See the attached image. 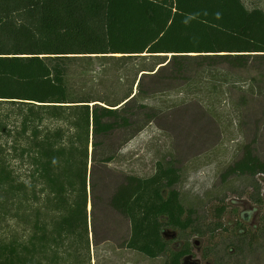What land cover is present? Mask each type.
I'll return each mask as SVG.
<instances>
[{"label": "trees", "instance_id": "16d2710c", "mask_svg": "<svg viewBox=\"0 0 264 264\" xmlns=\"http://www.w3.org/2000/svg\"><path fill=\"white\" fill-rule=\"evenodd\" d=\"M112 55L164 61L115 104L71 91L72 61ZM251 59L264 63V11L243 0H0V137L12 139L9 151L0 142V264H91L88 207L116 159L105 140L153 123L138 100L157 93L145 81L246 70ZM260 174L264 160L246 149L222 178ZM113 176L107 205L130 222L127 249L155 260L169 251L165 227L193 228L173 166Z\"/></svg>", "mask_w": 264, "mask_h": 264}, {"label": "rangeland", "instance_id": "374dc122", "mask_svg": "<svg viewBox=\"0 0 264 264\" xmlns=\"http://www.w3.org/2000/svg\"><path fill=\"white\" fill-rule=\"evenodd\" d=\"M243 2L248 10L264 11V0ZM92 57L71 62V91L112 104L133 90L142 68L151 70L164 61L123 59L121 55ZM143 89L157 91L138 98L154 110L153 123L140 133L132 128L105 140L108 155L116 159L108 165L109 173L100 172L109 179V187L97 190L93 212L91 202L88 207L91 264H167L173 251L188 245L205 264H264V175L222 178L244 158L246 149L264 160V63L251 59L246 70L223 65L191 80L163 78L158 82L150 78ZM137 91L135 86L134 93ZM0 142L9 151L11 137H0ZM159 165L179 171L176 189L183 205L193 210L194 226L186 231L165 227V233L177 232L178 238L174 244L169 242L165 255L152 260L126 248L130 222L109 209L107 199L113 192V175L150 177ZM245 214L251 224L260 225V237L240 257L233 250L242 244L241 231L247 230Z\"/></svg>", "mask_w": 264, "mask_h": 264}, {"label": "flooded vegetation", "instance_id": "af4514ba", "mask_svg": "<svg viewBox=\"0 0 264 264\" xmlns=\"http://www.w3.org/2000/svg\"><path fill=\"white\" fill-rule=\"evenodd\" d=\"M248 218H249V214L248 215L245 214V219H246V222H247V230H242L241 231L242 236H240V238H242V239L245 238V239H248V240H245V242H243L242 239H241L240 242H242V244H240L238 246V248H236V250L235 249L233 250V252H235V255H239L240 257H242V255H244L246 250H248V249L250 250V248H253L254 244L256 243L255 240L258 241V239L260 237V235L257 234V232H259L260 225L258 226V224H256V225L255 224H251ZM261 231H260V233H261ZM175 233H176V235H175L174 238L171 237V236H174L172 234L164 235L165 238H166V241H168V243L169 242H171L172 244L176 243V239L178 238V235H177V232H175ZM188 247L190 248V245L185 246L184 249L181 250V251H174V252H178V253L179 252H183ZM246 248H248V249H246ZM181 264H205V263H204V259L196 258L193 255V252H192V250L190 248L189 249V253L185 254L182 257ZM206 264H212V263H210L208 261V262H206Z\"/></svg>", "mask_w": 264, "mask_h": 264}, {"label": "water", "instance_id": "95a60500", "mask_svg": "<svg viewBox=\"0 0 264 264\" xmlns=\"http://www.w3.org/2000/svg\"><path fill=\"white\" fill-rule=\"evenodd\" d=\"M172 233V235H174V236H171L172 238H174L175 237V235H176V233L175 232H171ZM165 234H167V233H165ZM169 238V237H168Z\"/></svg>", "mask_w": 264, "mask_h": 264}]
</instances>
